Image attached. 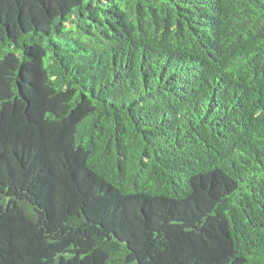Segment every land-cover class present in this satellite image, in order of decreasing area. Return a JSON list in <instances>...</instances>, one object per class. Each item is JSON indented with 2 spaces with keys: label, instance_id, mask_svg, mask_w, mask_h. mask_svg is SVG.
Instances as JSON below:
<instances>
[{
  "label": "trees",
  "instance_id": "trees-1",
  "mask_svg": "<svg viewBox=\"0 0 264 264\" xmlns=\"http://www.w3.org/2000/svg\"><path fill=\"white\" fill-rule=\"evenodd\" d=\"M0 264H264V0H0Z\"/></svg>",
  "mask_w": 264,
  "mask_h": 264
}]
</instances>
